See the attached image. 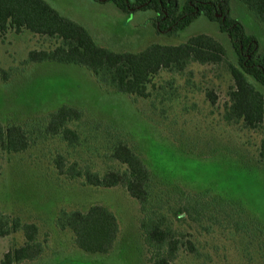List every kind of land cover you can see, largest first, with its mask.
<instances>
[{
	"label": "rangeland",
	"instance_id": "rangeland-1",
	"mask_svg": "<svg viewBox=\"0 0 264 264\" xmlns=\"http://www.w3.org/2000/svg\"><path fill=\"white\" fill-rule=\"evenodd\" d=\"M43 1L83 27L98 46L113 52L137 53L151 44L177 46L205 34L218 40L235 64L227 35L204 15L183 31L167 35L156 31L155 14L150 10L126 14L112 2ZM177 1L182 5L188 0ZM228 10L264 55V24L237 0H229ZM52 45L47 38L27 31L0 34V68L9 74L7 80H0V125L41 126L44 118L60 107L81 112V117L68 125L78 134L80 146L72 149L58 138L46 137L24 152L0 150V217L35 224L39 240L46 245L39 259L19 264H138L137 202L118 187L96 188L58 176L52 163L60 155L66 165L76 162L79 168L89 165L99 169L105 158L101 137L107 128L130 135L147 167L164 184L208 194L213 204L226 203L240 212L249 235L234 234L229 226H215L207 236L190 223L174 222V230L189 234L184 237L199 254L191 262L189 255L180 253L176 264H264L253 242L259 240L260 233L264 235V160L258 157L264 133L222 121L226 93L232 86L226 67L190 63L181 75L160 72L148 88L151 107L141 99L134 103L125 95L109 93L83 66L28 62L29 51ZM247 79L264 96V85ZM208 92L214 104L207 99ZM167 97L171 100H164ZM92 205L105 207L119 223L117 241L106 255L82 252L73 245L70 233L55 226L60 211H86ZM192 206L199 211L198 201L192 199ZM22 243L20 234L0 238V261L8 249Z\"/></svg>",
	"mask_w": 264,
	"mask_h": 264
},
{
	"label": "trees",
	"instance_id": "trees-1",
	"mask_svg": "<svg viewBox=\"0 0 264 264\" xmlns=\"http://www.w3.org/2000/svg\"><path fill=\"white\" fill-rule=\"evenodd\" d=\"M93 1L112 2L126 14L150 10L155 14L156 31L167 35L183 31L204 15L217 24L220 33L227 35L235 64L230 62L220 42L205 34L192 36L177 46L151 44L137 53L113 52L98 46L83 27L60 16L43 0H0V34L27 31L45 37L53 45L46 50L29 51L28 62L55 61L83 66L109 93L125 95L134 103L141 99L142 104L148 102L151 107L153 101L149 102L148 88L153 86V79L160 72L181 75L190 63L225 66L232 86L226 93L222 121L231 126L240 125L247 131L263 130L264 133V96L247 79L250 77L264 85V55L259 53L255 39L229 16V0H188L182 5L177 0ZM237 1L264 24V0ZM8 76V72L0 68V80H7ZM206 97L214 104L211 93H206ZM80 117L79 110L60 107L50 112L41 126L39 123L32 128L0 125V150L8 154L24 152L46 137L58 138L73 149L80 146L79 136L68 125ZM106 131L101 137L102 157L105 158L99 169L94 170V166L89 165L79 168L76 162L66 165V159L60 155L52 163L58 176L70 181L80 180L83 185L96 188L118 187L137 202L140 215L138 264H176L180 253L189 255L191 262L197 259L199 254L193 242L184 237L189 234L176 232L172 227L174 222L177 225L190 223L207 236L213 233L215 226H229L234 234L249 235L236 208L226 203L213 204L208 194H193L177 185L164 184L147 167L130 135L109 132L108 128ZM258 157L264 160V139L259 145ZM192 199L198 201L199 211L194 210ZM55 226L71 234L77 249L91 255H106L113 249L119 234L117 218L100 205H92L86 211L62 210ZM17 234L23 237V243L8 249L0 264L33 262L43 255L46 245L39 240L35 224L0 217V238ZM253 242L257 246L254 251L264 261V235L260 233L259 240Z\"/></svg>",
	"mask_w": 264,
	"mask_h": 264
},
{
	"label": "water",
	"instance_id": "water-1",
	"mask_svg": "<svg viewBox=\"0 0 264 264\" xmlns=\"http://www.w3.org/2000/svg\"><path fill=\"white\" fill-rule=\"evenodd\" d=\"M224 20V17L222 18V21Z\"/></svg>",
	"mask_w": 264,
	"mask_h": 264
}]
</instances>
